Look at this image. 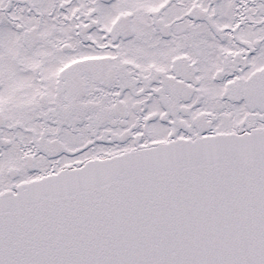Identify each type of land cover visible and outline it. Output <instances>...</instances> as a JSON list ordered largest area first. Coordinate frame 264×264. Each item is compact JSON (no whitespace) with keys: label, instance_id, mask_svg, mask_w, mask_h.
I'll list each match as a JSON object with an SVG mask.
<instances>
[{"label":"snow or ice","instance_id":"snow-or-ice-1","mask_svg":"<svg viewBox=\"0 0 264 264\" xmlns=\"http://www.w3.org/2000/svg\"><path fill=\"white\" fill-rule=\"evenodd\" d=\"M0 264H264V0H0Z\"/></svg>","mask_w":264,"mask_h":264}]
</instances>
